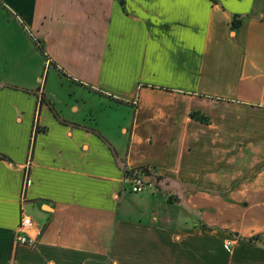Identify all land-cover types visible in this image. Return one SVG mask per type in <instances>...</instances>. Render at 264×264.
I'll list each match as a JSON object with an SVG mask.
<instances>
[{
	"label": "crops",
	"instance_id": "0c3cea01",
	"mask_svg": "<svg viewBox=\"0 0 264 264\" xmlns=\"http://www.w3.org/2000/svg\"><path fill=\"white\" fill-rule=\"evenodd\" d=\"M46 67L87 88L86 109L59 107ZM251 153L264 159V0H0V264H264V238L242 240L264 234V162L233 160ZM142 168L178 207H207L209 228L133 205ZM21 212L32 245L15 244Z\"/></svg>",
	"mask_w": 264,
	"mask_h": 264
},
{
	"label": "rangeland",
	"instance_id": "374dc122",
	"mask_svg": "<svg viewBox=\"0 0 264 264\" xmlns=\"http://www.w3.org/2000/svg\"><path fill=\"white\" fill-rule=\"evenodd\" d=\"M42 78H43V80H45L47 78L46 91L49 93L55 94V96L57 98L56 102L58 103L59 107H63L65 105L66 108H64V111H67V110H70V108H73L72 105H74L75 103L76 104L78 103L81 108L82 107L84 109L87 108L86 106H83V103L81 101V98L86 97V95L88 94V92H86L84 90L87 88H84V87H81L78 85H72V84L64 81L62 79V76L59 77L52 69H50L48 67L45 68ZM69 93H70V96H69ZM73 93L75 95H73ZM137 97H139V95H137ZM89 99L86 102H87L88 106L93 107L92 103L95 99H93V96H91V95L89 96ZM76 100H77V102H76ZM94 106H95L94 108H96V109L100 108V105H97L95 103H94ZM131 109L132 108L130 106H127V107L122 106L120 108V110H117L119 112L120 117L121 118L123 117L126 119V122L122 127L124 129H126L127 131L129 130L130 124L132 122V113L128 114L129 110H130V112H132ZM71 110L73 111V109H71ZM77 116L83 117V116H85V113H83L82 110H80L78 112ZM231 120H234V119H231ZM121 140H122V145H121V147H122L124 145V143H126V136L121 137ZM157 144H160V143L158 142ZM153 146H154V143H152L151 147H153ZM249 158H235V159H233L234 165H235V170L238 169L237 166H241V168H243L244 166L255 167V166H259L262 162H264L263 157L259 156L258 154L254 155V153L253 154L251 153ZM218 161L221 163V164H219L220 166L222 165L223 167H227V165H225L222 160H218ZM191 162H192L191 166L195 167V169L198 171L199 175H201L202 177L208 176V173L205 172V170H207L208 168H210L212 166H211V164L210 165L207 164V160L204 159L203 156H200V157L196 156L194 159H191ZM209 185H211V184H209ZM152 191H154V193L150 194V192H152ZM219 191H221V189ZM146 192H147L146 194L138 195V199L133 200L134 201L133 205H136L138 207H140V206H144V207L148 206L149 207L150 204H149L148 199H150V200L152 199L154 202V208L153 209L155 210V213H156L155 215H156V217H160L159 221H163V224H167V225H171V226L176 225V226H179V228H191L196 223L202 224L201 221L204 222V220H201V216H199L200 215L199 213L201 211L202 212L205 211L206 215L209 212V209H207V207H204V206L197 208L195 211L193 208H191V207L189 208V206L178 207L176 204L177 202H175V200L177 199L176 197H178L177 191L176 192L175 191L174 192L169 191V193H165V192L161 191L160 192L161 194H160L157 192V190H155L154 185H151V186L147 185L146 186ZM186 192H190V194H193L196 191H183V193H181L182 196H180L181 199H183V196L186 199L188 198V195ZM197 192H208V191L197 190ZM213 192L218 193L216 191H213ZM152 195H155V197L153 198ZM164 202H166L168 204H164ZM197 211H200V212L198 213ZM146 216L144 214H142L141 212H139L137 217L138 218L140 217L142 219H146L147 218ZM208 224H209V222H208Z\"/></svg>",
	"mask_w": 264,
	"mask_h": 264
},
{
	"label": "built area",
	"instance_id": "2783aa9c",
	"mask_svg": "<svg viewBox=\"0 0 264 264\" xmlns=\"http://www.w3.org/2000/svg\"><path fill=\"white\" fill-rule=\"evenodd\" d=\"M149 172V168H142L137 171L132 172L130 175V183H131V192L138 194L142 193L146 186L149 185L144 180L148 177L147 173ZM150 175V174H149ZM31 183L28 176L25 178V185L28 186ZM33 228V222L31 218L21 212L20 214V222L16 227L15 233V244L16 245H32V241L30 240L29 231ZM38 236L41 234V228L37 230ZM233 246V242L231 239H228L224 242L223 248L225 251L230 252Z\"/></svg>",
	"mask_w": 264,
	"mask_h": 264
},
{
	"label": "trees",
	"instance_id": "16d2710c",
	"mask_svg": "<svg viewBox=\"0 0 264 264\" xmlns=\"http://www.w3.org/2000/svg\"><path fill=\"white\" fill-rule=\"evenodd\" d=\"M239 26H240V21L238 20V17L237 16H234L233 17V20H232V27L233 28H237ZM34 43H35L37 49L41 52V54L45 58V60H48V56L45 54V50H44L43 44H40L41 42L38 41V40H34ZM49 65L52 66L54 64H52L51 62H49ZM41 102H42V100H41ZM115 102H121V101H115ZM48 105H49L50 110L54 113V115L57 118V120H59L60 122L65 123L64 121L60 120V118L57 116V114L55 113V110H54L53 106L51 104H48ZM190 117L192 119H195V120L201 122V123H207L208 122V118L206 116H204L202 113H199V112H192V113H190ZM38 131H39V129H36L35 132H38ZM109 148L111 150V153L115 157V161L117 163V166L120 169L123 170V172H124L125 175H129L131 172L128 171V169L126 168V166H125L124 163H118V161L116 160V152L110 146H109ZM0 158L6 160V157H4V156H0ZM148 176H151V175L148 174ZM154 179H155L154 180L155 184H158L162 180L161 177H158V176L154 177ZM175 202H179L178 199H176ZM200 228L201 229H208L209 227H207L205 224L202 223V224H200ZM262 238H264V234H257V235H255L252 238H242V240H245V241L250 242V243H258Z\"/></svg>",
	"mask_w": 264,
	"mask_h": 264
},
{
	"label": "water",
	"instance_id": "95a60500",
	"mask_svg": "<svg viewBox=\"0 0 264 264\" xmlns=\"http://www.w3.org/2000/svg\"><path fill=\"white\" fill-rule=\"evenodd\" d=\"M144 181H145L146 183H149L150 178L148 177V178H146Z\"/></svg>",
	"mask_w": 264,
	"mask_h": 264
}]
</instances>
